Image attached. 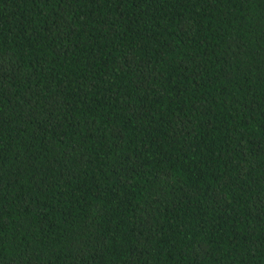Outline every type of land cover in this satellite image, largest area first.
<instances>
[{
    "label": "trees",
    "instance_id": "16d2710c",
    "mask_svg": "<svg viewBox=\"0 0 264 264\" xmlns=\"http://www.w3.org/2000/svg\"><path fill=\"white\" fill-rule=\"evenodd\" d=\"M0 264H264V0H0Z\"/></svg>",
    "mask_w": 264,
    "mask_h": 264
}]
</instances>
